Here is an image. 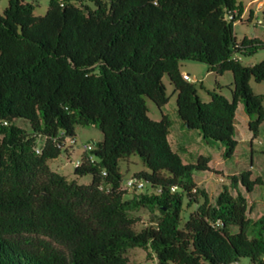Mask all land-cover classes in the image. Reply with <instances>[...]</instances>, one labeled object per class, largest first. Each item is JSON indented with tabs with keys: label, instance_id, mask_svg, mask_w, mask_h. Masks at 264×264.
Returning a JSON list of instances; mask_svg holds the SVG:
<instances>
[{
	"label": "trees",
	"instance_id": "16d2710c",
	"mask_svg": "<svg viewBox=\"0 0 264 264\" xmlns=\"http://www.w3.org/2000/svg\"><path fill=\"white\" fill-rule=\"evenodd\" d=\"M245 9L239 0H49L37 15L33 3L8 0L0 14V264H130L136 248L158 264H264V214L254 218L250 202L264 178L224 176L232 188L211 197L196 175H224L212 158L185 161L170 141L172 118L149 115V102L169 103L168 77L182 127L222 148L225 160L239 146V104L252 142L259 136L264 95L251 81L264 82V61L241 58L264 40L237 39ZM184 61L218 77L231 72V98L216 82L200 86L205 101L184 78ZM91 126L103 139L82 153L75 178L53 170L50 162L73 149L68 139ZM132 157L144 166L131 177L143 190L123 187L121 163ZM84 176L91 183L80 184ZM141 210L153 217L137 231Z\"/></svg>",
	"mask_w": 264,
	"mask_h": 264
},
{
	"label": "rangeland",
	"instance_id": "374dc122",
	"mask_svg": "<svg viewBox=\"0 0 264 264\" xmlns=\"http://www.w3.org/2000/svg\"><path fill=\"white\" fill-rule=\"evenodd\" d=\"M33 3L36 6L35 13L37 15H44L48 8L49 0H26ZM264 0H239L248 8H252L255 11V16L251 23H248L249 13H245L242 17V21L238 22L235 26V34L238 40H242L247 37L249 39L259 38L264 40V24L260 25L257 23L258 20H264V13L262 9L264 8V3L261 4L262 8H258V3ZM8 6V0H0V14L4 12ZM260 6V7H261ZM242 62L244 65H255L261 61H264V49L258 51L252 56L242 57ZM181 70L185 74H189L192 78V82L196 83L199 89V95L205 100L209 101V96L204 89L200 86L204 84L207 90H214L217 88L216 82L221 86V91L223 95L231 98V92L234 88V79L231 72H227L224 76L218 77L217 75L209 71L207 64L199 63L195 61H184L181 64ZM167 85V93L170 97L169 103L161 110L152 102H149L150 113L152 119L160 120L162 117L161 112L169 115L174 125L172 127V133L170 136V141L175 150L180 151V149H185L187 152H181L185 161H194L199 155H210L212 158V167L214 170L222 172L224 175L230 172L236 171L238 173L252 170L253 179L255 177L261 176L264 178V123L260 127L259 136L252 142V134L248 128L247 116L242 115V104H240L237 111V128L238 134L237 138L239 140V146L232 159L225 160L222 156L219 146L216 145H206L200 132L196 130H189L183 128L177 113L176 98L177 95L174 91V87L171 85L168 77L164 79ZM251 85L256 94L264 95V82L257 83L254 80L251 81ZM264 105V102H263ZM244 116V117H243ZM19 125L23 128L30 130V126L23 122H19ZM92 137V142L100 141L103 139L102 132L96 127H79L77 131V144L73 145L71 139L67 141V148L73 147L74 153L71 157L62 155L57 160L51 161L50 164L52 169L66 175L70 179H74V169L72 162H76L81 158L83 153L82 144L83 139ZM91 142V143H92ZM253 149V154L251 150ZM71 157V158H70ZM253 163V166L251 165ZM122 172L125 176L124 182L133 176L135 172H140L144 169L142 162L139 158L132 157L121 163ZM224 175H209V174H197V178L201 176H210L205 181L207 190L215 191L222 183L226 184L232 188V183L224 178ZM221 177L224 179L222 180ZM92 179L90 176H84L79 179L80 184H89ZM241 188V184H238ZM257 202H264V186L257 187L255 192ZM264 214V204L262 209L258 213H253L254 218H258L260 215ZM136 216L141 218L140 223L137 225V231L142 230L146 226L151 224L152 215L147 210H141L135 213ZM130 264H158V259L156 255L151 252V256L144 249L136 248L129 251ZM172 264V263H170ZM240 264H251L249 259H242Z\"/></svg>",
	"mask_w": 264,
	"mask_h": 264
},
{
	"label": "crops",
	"instance_id": "0c3cea01",
	"mask_svg": "<svg viewBox=\"0 0 264 264\" xmlns=\"http://www.w3.org/2000/svg\"><path fill=\"white\" fill-rule=\"evenodd\" d=\"M262 3H264L263 1H260L259 3H258V8L259 9H261V4ZM249 6H246V9H245V13L247 12V13H249V16H250V14H251V11L253 12V14H254V16H255V11H253V9L252 8H248ZM262 12L264 13V8L262 9ZM244 13V14H245ZM244 16V15H243ZM184 74V73H183ZM185 74H187V73H185ZM239 106H240V104L238 105V109H239ZM238 109H237V111H238ZM242 111H243V113H242V115H246V113H245V111H244V107H243V105H242ZM247 116V115H246ZM244 117V116H243ZM247 122L249 123V118H248V116H247ZM238 129V128H237ZM91 140H93L92 139V137H89V138H87V139H83V142H92ZM219 150H221V152H222V156H223V149L222 148H219ZM187 152V151H186ZM73 153H74V149H70V152L68 153V155L70 156L71 154L73 155ZM72 155H71V157H72ZM208 156H210V155H208ZM70 157V158H71ZM213 161V160H212ZM212 161H211V164H210V166L212 167ZM213 168V167H212ZM241 173V172H240ZM240 173H238V172H236V171H233V172H230L229 174H225L224 176H229V175H238V174H240ZM207 178H210V176H201V178H197V182H198V184L199 185H201V186H203L206 190H207V188H206V186H204L205 185V181H206V179ZM221 179L223 180L224 178L223 177H221ZM204 184V185H203ZM224 185H227L226 184V182H224V183H222L221 184V186L220 187H218V189L217 190H215V191H209V190H207V192L210 194V196L211 197H215V196H217L218 195V193H219V191H220V189L224 186ZM255 192H256V190H255ZM255 192H254V195L253 196H250V198H251V200H250V202H251V205L253 206V213H258V211H260L261 209H262V206H263V204H264V202H262V201H259V202H257V198H256V196H255ZM261 215H263L262 213H261ZM260 215V216H261ZM259 216V217H260ZM258 217V218H259Z\"/></svg>",
	"mask_w": 264,
	"mask_h": 264
},
{
	"label": "built area",
	"instance_id": "2783aa9c",
	"mask_svg": "<svg viewBox=\"0 0 264 264\" xmlns=\"http://www.w3.org/2000/svg\"><path fill=\"white\" fill-rule=\"evenodd\" d=\"M262 8V6H261ZM258 24L263 25L264 20H258ZM184 78L188 81H192V78L189 74H184ZM71 142L73 145L77 144L76 138L71 139ZM83 152L90 153L94 149V144L91 142H84L82 144ZM73 166L76 168L81 165V159L77 160L76 162H72ZM123 187L128 190H132L134 188H137L138 190H143L145 189L146 185L143 181H138L133 178H129L126 182H124Z\"/></svg>",
	"mask_w": 264,
	"mask_h": 264
}]
</instances>
